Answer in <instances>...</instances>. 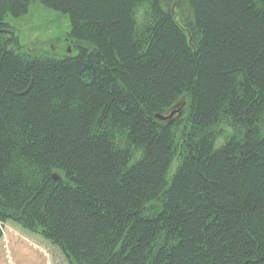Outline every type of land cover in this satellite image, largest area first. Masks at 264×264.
Returning <instances> with one entry per match:
<instances>
[{
	"label": "trees",
	"instance_id": "16d2710c",
	"mask_svg": "<svg viewBox=\"0 0 264 264\" xmlns=\"http://www.w3.org/2000/svg\"><path fill=\"white\" fill-rule=\"evenodd\" d=\"M0 264H264V0H0Z\"/></svg>",
	"mask_w": 264,
	"mask_h": 264
},
{
	"label": "rangeland",
	"instance_id": "374dc122",
	"mask_svg": "<svg viewBox=\"0 0 264 264\" xmlns=\"http://www.w3.org/2000/svg\"><path fill=\"white\" fill-rule=\"evenodd\" d=\"M7 23L15 30L24 50L49 51L51 48L53 53L62 56L63 53L59 51L64 46L63 41L70 27L66 15L51 12L37 4L31 7L27 15L18 19L8 18Z\"/></svg>",
	"mask_w": 264,
	"mask_h": 264
},
{
	"label": "water",
	"instance_id": "95a60500",
	"mask_svg": "<svg viewBox=\"0 0 264 264\" xmlns=\"http://www.w3.org/2000/svg\"><path fill=\"white\" fill-rule=\"evenodd\" d=\"M69 53H70V51H68ZM177 113H179V111H177ZM176 114V112H173L172 114H171V117L172 116H174ZM162 119V118H161ZM56 178V177H55Z\"/></svg>",
	"mask_w": 264,
	"mask_h": 264
}]
</instances>
